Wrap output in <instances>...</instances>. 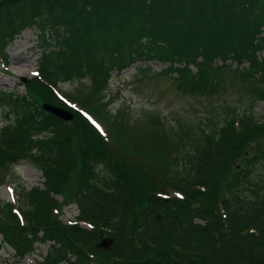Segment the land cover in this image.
<instances>
[{"label": "trees", "instance_id": "obj_1", "mask_svg": "<svg viewBox=\"0 0 264 264\" xmlns=\"http://www.w3.org/2000/svg\"><path fill=\"white\" fill-rule=\"evenodd\" d=\"M263 27L264 0H0V60L14 35L35 29L40 69L25 87L42 102L69 109L54 96L57 72L86 71L93 88H102L113 68L139 61L168 63L163 72L176 73L190 91L210 89L217 59L235 62L232 69L239 67L247 76L264 75L259 70L264 59L257 56L264 47ZM7 100L19 108L29 103L19 94ZM32 108L31 114L20 110L8 138L0 135V162L28 156L43 178L42 187L30 189L22 204L0 209V236L8 245L20 250L51 242L40 264L69 262L68 253L79 264H264L263 186L254 183L251 196L240 194L250 167L260 164L264 178V122L233 114L215 137L207 136L186 153L187 174L171 187L152 162H124L116 144L80 110L71 111L90 139L75 145L68 121L40 106ZM33 115L50 137L32 139L39 121ZM243 159L245 168L235 171ZM232 171L236 192L223 185ZM69 203L90 228L63 223L53 213ZM101 234L114 238L107 250L96 247Z\"/></svg>", "mask_w": 264, "mask_h": 264}, {"label": "rangeland", "instance_id": "obj_2", "mask_svg": "<svg viewBox=\"0 0 264 264\" xmlns=\"http://www.w3.org/2000/svg\"><path fill=\"white\" fill-rule=\"evenodd\" d=\"M36 34L35 29L25 28L14 35L5 46V58L0 60V135L4 138L9 137L8 128L15 125L20 110L25 108L31 114L34 112L32 106L39 109L43 103L39 94L25 87L40 69ZM257 56L264 59V47L257 51ZM216 63L221 64L219 61ZM163 67V63L139 61L124 69L113 68L107 84L102 88H93L94 79L86 71L81 75L57 72L55 76L59 80L53 92L70 112L78 109L82 114L87 113L99 125L102 134L116 144L124 156V162H152L151 167L161 168L169 180L168 185L172 187L171 184L179 182L187 174L183 162L186 153L205 142L207 136L215 137L218 127L230 120L233 114L238 117L251 114L254 122H264V100L260 98V93L264 94V84L260 81L264 75L257 73L247 76L239 71V67L232 69L235 64L225 60L222 65L210 69V78L214 81L210 89L190 91L174 74L159 72ZM243 68L250 70L247 62L243 63ZM251 69L256 70V67ZM259 70L264 73V61ZM9 94L23 95L30 104L26 101L19 108L7 100ZM55 97L51 99L57 103ZM37 117L35 119L39 120ZM71 120L66 121L72 130L74 144L89 140L88 133L80 127L75 115ZM32 134L35 141L50 137V132L40 120ZM260 137V144L264 147V133ZM98 162L102 171L110 175L107 163L103 159ZM245 165V160H241L235 171L244 169ZM249 172L242 185L244 190L240 191L245 197L251 196L250 186L254 183L263 186L260 192L264 191L261 165H256L255 169L250 167ZM235 173H229L230 176L223 182V185L226 183L225 189L234 188L231 182ZM72 177L70 187L76 180L75 174ZM42 180L41 172L28 156L15 163L0 162V209L8 211V203L13 206L12 210L15 209L24 202L30 189L42 187ZM54 197L57 203L63 202L62 196ZM139 204L145 207L147 203ZM61 211L62 219L79 215L73 203ZM0 215H4V211ZM135 226L134 222L127 226L123 237L125 241H128L130 231ZM100 236L109 237L104 234ZM5 241L0 236V264H40L50 245L48 241L37 242L16 250ZM145 254L150 255V252ZM68 256L69 262L63 261L61 264H79L75 262V255L68 253Z\"/></svg>", "mask_w": 264, "mask_h": 264}, {"label": "water", "instance_id": "obj_3", "mask_svg": "<svg viewBox=\"0 0 264 264\" xmlns=\"http://www.w3.org/2000/svg\"><path fill=\"white\" fill-rule=\"evenodd\" d=\"M41 106L46 112H48L54 116H57L63 120H71L73 118V114L64 108L54 106V105L47 103V102H44ZM112 241H113V238H111V237H103L96 244V247L108 249L110 247V245L112 244Z\"/></svg>", "mask_w": 264, "mask_h": 264}]
</instances>
